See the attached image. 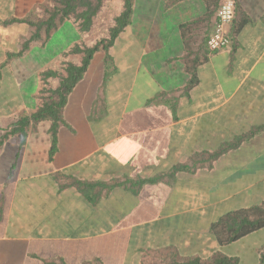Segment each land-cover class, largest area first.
<instances>
[{
  "label": "crops",
  "instance_id": "1",
  "mask_svg": "<svg viewBox=\"0 0 264 264\" xmlns=\"http://www.w3.org/2000/svg\"><path fill=\"white\" fill-rule=\"evenodd\" d=\"M43 1L0 0V65L32 31L8 20ZM221 2L135 0L111 64L97 52L69 95L55 152L48 120L3 143L0 264H142L144 253L153 264L169 246L259 263L264 227L223 246L210 232L222 215L264 204V0H236L231 44L211 52ZM194 20L190 87L181 25ZM68 21L77 29L67 20L0 67L1 122L36 110L43 70L80 62L64 56L80 32L44 53Z\"/></svg>",
  "mask_w": 264,
  "mask_h": 264
},
{
  "label": "trees",
  "instance_id": "2",
  "mask_svg": "<svg viewBox=\"0 0 264 264\" xmlns=\"http://www.w3.org/2000/svg\"><path fill=\"white\" fill-rule=\"evenodd\" d=\"M109 0H45L36 4L24 17L12 18L8 22L26 23L32 29L17 52H9L6 61L0 65L6 66L17 57H22L34 44L45 46L52 35L67 21L72 20L82 37L66 52L64 56H79L80 62L64 61L60 69L48 68L40 74V88L36 94L38 106L35 111L27 113L21 111L6 128L0 126V147L5 141L14 135H19L25 140L32 127L42 121H51L50 133L52 135L51 154L57 148L58 130L64 120V108L69 95L88 70L92 59L99 51L105 53V64H111L112 57L109 50L116 39L132 22V14L135 0H124L123 9L114 17V23L108 28V35L99 38L93 44H89L85 35L94 31L97 20L106 2ZM198 20L181 25L182 37L186 46L183 60L186 69L191 74L188 86L197 82L196 64L200 60V49L193 47L197 38L191 35V29ZM50 80H57V86H53ZM253 133L244 137H249ZM225 150L222 149L221 152ZM73 184L79 185L78 180ZM264 227V204L240 208L222 215L210 226V232L214 235L219 245L230 244L260 228ZM153 264H240L239 258L231 256L223 251L216 250L209 256L199 254H182L173 246L154 250ZM66 264V263H64ZM142 264H151L147 260V254L142 255ZM258 264H264V249L261 251Z\"/></svg>",
  "mask_w": 264,
  "mask_h": 264
},
{
  "label": "rangeland",
  "instance_id": "3",
  "mask_svg": "<svg viewBox=\"0 0 264 264\" xmlns=\"http://www.w3.org/2000/svg\"><path fill=\"white\" fill-rule=\"evenodd\" d=\"M121 2L122 0H109L106 2L102 12L100 13L98 20H97V25L94 29L93 32L85 35V38L87 40V42L89 43L91 42H95L97 41L99 38L105 37L108 35V28L110 26L113 25L114 23V17L117 15L120 6H121ZM124 2V0H123ZM78 35H79V31H77V29L75 28V26L73 25V23H71L70 21H68L63 29L56 34L54 40L52 41L50 47H48V49L44 52V51H40L39 53L42 55V53H46L49 54L52 53V51L54 50V48H56L57 44L60 43H69L71 40L78 39ZM82 37V35L80 34V38ZM99 51V56L101 55ZM98 58V57H97ZM100 59L98 60L97 63H99ZM11 100H9V103L11 102H16L17 100H15L16 97L11 96L10 97ZM11 104H8V102H5V105L2 107V110L7 111L8 107H10ZM0 125H3V128H6L8 126L7 122H1L0 121ZM4 162V160H3ZM2 163L0 164V176L2 175Z\"/></svg>",
  "mask_w": 264,
  "mask_h": 264
},
{
  "label": "built area",
  "instance_id": "4",
  "mask_svg": "<svg viewBox=\"0 0 264 264\" xmlns=\"http://www.w3.org/2000/svg\"><path fill=\"white\" fill-rule=\"evenodd\" d=\"M236 0H222L217 10V20L207 38L209 51H217L231 44L230 26L235 18Z\"/></svg>",
  "mask_w": 264,
  "mask_h": 264
}]
</instances>
